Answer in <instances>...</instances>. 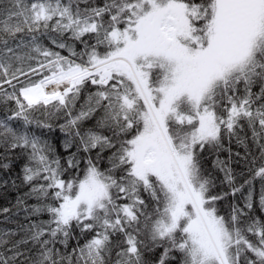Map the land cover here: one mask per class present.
I'll list each match as a JSON object with an SVG mask.
<instances>
[{"label": "snow or ice", "instance_id": "1", "mask_svg": "<svg viewBox=\"0 0 264 264\" xmlns=\"http://www.w3.org/2000/svg\"><path fill=\"white\" fill-rule=\"evenodd\" d=\"M0 189V264H264V0H0Z\"/></svg>", "mask_w": 264, "mask_h": 264}, {"label": "trees", "instance_id": "2", "mask_svg": "<svg viewBox=\"0 0 264 264\" xmlns=\"http://www.w3.org/2000/svg\"><path fill=\"white\" fill-rule=\"evenodd\" d=\"M55 135L59 136L60 133L57 131L55 133ZM232 147H233V151L235 152L237 150L235 144H233ZM239 151H241V153H243V149H239ZM220 156H221L222 159H226L227 158V153L226 152L221 153ZM232 167L237 173H240L241 171H246V169L243 166V161H241L239 163H236L235 162V157H234V163L232 164ZM23 191L24 190L22 189L20 191V193H17L16 191H12V190H9V191L5 192L3 189H0V207H9V208H11L12 205L15 203L16 196L18 194L22 195ZM221 210L222 211L225 210V206L224 205H221ZM22 220H23V215L22 214L19 217H14L11 221H7L5 216L0 214V231H10V232L16 231L18 222H20Z\"/></svg>", "mask_w": 264, "mask_h": 264}, {"label": "bare ground", "instance_id": "3", "mask_svg": "<svg viewBox=\"0 0 264 264\" xmlns=\"http://www.w3.org/2000/svg\"><path fill=\"white\" fill-rule=\"evenodd\" d=\"M14 217H15V216H9V217L7 218V221H11Z\"/></svg>", "mask_w": 264, "mask_h": 264}]
</instances>
